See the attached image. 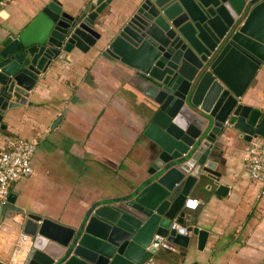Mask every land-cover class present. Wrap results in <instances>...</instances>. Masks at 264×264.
<instances>
[{
  "label": "water",
  "instance_id": "95a60500",
  "mask_svg": "<svg viewBox=\"0 0 264 264\" xmlns=\"http://www.w3.org/2000/svg\"><path fill=\"white\" fill-rule=\"evenodd\" d=\"M111 2L92 0L73 14L52 0L0 42V134L7 110L27 102L56 60L98 45L96 23ZM99 58L127 65L131 85L148 100L146 174L93 203L76 226L24 213L10 192L0 232L21 230L32 243L22 258L0 264H151L166 239L187 250L189 233L202 250L209 232L183 207L206 178L219 192L228 188L220 184L217 140L264 137L263 112L242 101L264 64V0H142Z\"/></svg>",
  "mask_w": 264,
  "mask_h": 264
},
{
  "label": "crops",
  "instance_id": "0c3cea01",
  "mask_svg": "<svg viewBox=\"0 0 264 264\" xmlns=\"http://www.w3.org/2000/svg\"><path fill=\"white\" fill-rule=\"evenodd\" d=\"M50 1L4 0L0 42L22 31ZM59 1L74 14L92 0ZM141 2L112 0L96 23L102 34L98 45L87 53L75 48L67 60H56L27 102L7 110L0 146L9 137L38 140L35 174L11 185L17 195L15 205L24 213L76 226L93 203L116 195L121 184L137 183L146 174L147 149L153 145L143 133L148 100L131 85L127 65L99 58L100 50ZM242 101L264 115V64ZM231 136L217 140L222 153L213 151L222 172L220 184L228 188L219 192V186L206 178L193 186L188 198L198 199V208L183 207L194 224L209 232L204 248L198 249V236L189 233L192 240L187 250L174 243L175 250L160 247L151 264H264L263 186L246 169L244 151L251 140L242 134ZM16 218L20 220L22 214ZM21 233L0 232L3 260L13 257Z\"/></svg>",
  "mask_w": 264,
  "mask_h": 264
},
{
  "label": "built area",
  "instance_id": "2783aa9c",
  "mask_svg": "<svg viewBox=\"0 0 264 264\" xmlns=\"http://www.w3.org/2000/svg\"><path fill=\"white\" fill-rule=\"evenodd\" d=\"M0 146V207L8 203L11 185L17 180L30 177L35 174L33 157L38 146V140L34 138L9 137ZM244 161L250 178L263 186L264 190V138L253 137L249 147L244 151ZM200 201L190 198L184 205L185 210L197 209ZM178 234L186 235V227L174 225ZM32 238L23 232L17 237L12 258H22L28 252ZM162 248L175 250L171 242H164Z\"/></svg>",
  "mask_w": 264,
  "mask_h": 264
}]
</instances>
